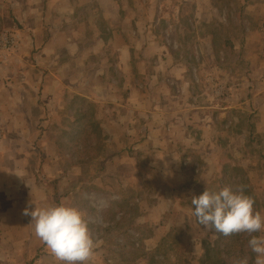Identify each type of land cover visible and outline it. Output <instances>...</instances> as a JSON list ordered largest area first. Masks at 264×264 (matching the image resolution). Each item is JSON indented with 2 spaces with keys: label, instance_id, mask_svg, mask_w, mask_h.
Masks as SVG:
<instances>
[{
  "label": "rangeland",
  "instance_id": "obj_1",
  "mask_svg": "<svg viewBox=\"0 0 264 264\" xmlns=\"http://www.w3.org/2000/svg\"><path fill=\"white\" fill-rule=\"evenodd\" d=\"M44 1L0 0V37L12 32L18 45L0 63V91L15 79V91L31 92L23 90L25 79L36 101L29 121L16 113L5 119L8 140L27 133L34 142L32 149L0 143L17 165L15 185L28 181L32 198L46 207L81 210L96 241L88 264H233L238 252L229 242L238 239L232 247L245 250L247 237L205 230L191 199L243 185L264 215V102L247 103L262 88L249 64L264 52L260 39L246 35L264 22L248 14V0H125L142 18L132 26L146 27L145 39L162 49L148 54L150 75L166 79H151L131 104L114 65L118 54L92 49L108 28L94 5ZM123 14L115 26L122 28ZM34 26L38 46L53 30L62 33L40 56L27 35ZM29 151L39 169H23Z\"/></svg>",
  "mask_w": 264,
  "mask_h": 264
},
{
  "label": "crops",
  "instance_id": "obj_2",
  "mask_svg": "<svg viewBox=\"0 0 264 264\" xmlns=\"http://www.w3.org/2000/svg\"><path fill=\"white\" fill-rule=\"evenodd\" d=\"M56 0H48L47 3H54ZM66 4L71 6H77L79 3L93 4L94 13L103 18V20L108 24V28L106 29L107 34L104 38L101 39L99 46H93L92 49L99 52L106 53H117L118 56L115 60V67L123 70L121 82L122 90L129 98L127 102L131 104H135L140 102L144 97V93L146 90L144 89V84L151 81V79L156 82H164L166 79L159 80V77H154L149 72V61L148 54L153 53L156 54L160 52V47L158 43H156L151 38L145 39V35L148 32L147 28L144 29L136 28L132 26L134 21H141L142 18L135 16L134 14H130L129 2L127 3L125 0H122V7L124 8L121 11L119 5L115 0H64ZM112 1L111 3H109ZM129 1V0H128ZM62 4V0H59ZM37 3H45L44 0H37ZM248 14H254L257 17V20H262L264 22V10H262L259 14L257 13L259 6H262L264 9V0H248ZM99 6V8H97ZM96 7V8H95ZM77 8V7H76ZM86 10V5L84 6ZM100 9V10H99ZM67 12H70L68 8H65ZM85 10H82L77 17L84 13ZM52 9L51 13L55 14ZM122 15V28L115 26L117 21L121 19ZM256 12V14H255ZM79 18H75L74 20H78ZM33 20V21H32ZM85 20V18H84ZM27 21H35V18H32V15H29V20ZM78 24V23H77ZM79 26V24H78ZM76 26L73 24V27L79 28L78 32L83 30L81 26ZM34 30L28 31V38L30 40V48L31 50L35 48V51L38 52V56L42 55V53L47 50V46L55 42V37L58 34V41L62 36V33H59V29L53 30L49 33L48 38L42 42L41 45H37L38 42H35L33 37L38 34L36 31L37 27H33ZM94 32H97V36L99 37L100 32L97 29H93ZM247 37L250 39H260L259 42L261 44L262 52H264V24L258 25L254 30L247 29L246 30ZM24 46V45H23ZM27 46V45H26ZM23 47V52L25 48ZM36 52V53H37ZM138 56V57H137ZM264 56V55H263ZM131 64L132 59H137ZM264 58V57H263ZM106 60V58H105ZM254 60V59H253ZM5 63V62H4ZM3 64V63H2ZM4 65L0 68V73L5 75ZM250 70L252 79H255V76L259 78L261 81L260 86H262L259 92H255L253 95L256 96L247 101L248 105H255L256 107L260 105L259 102H264V99H261L264 95V59L262 61L256 60L251 61L249 64L248 72ZM140 76L143 81L139 83H135L133 81L136 78V75ZM8 75V74H7ZM24 91L30 90L32 92V88H28L25 86L27 81L22 79ZM17 80H10L8 83V89H4L0 91V143H5V141L12 142L14 145L21 144L22 147H29L32 149L34 142L33 140L27 136H24L22 139L17 140H8L7 136L4 135V131H10L6 128L8 124V120H5L9 116H12L14 113L20 114L25 117L26 121H29L30 112L32 108L35 109L36 101L34 92H19L15 91V85ZM141 83V84H140ZM25 88L27 90H25ZM9 90V91H8ZM7 91V93H5ZM251 95V96H253ZM132 98V100H130ZM158 100V94L157 98ZM38 105L39 99L37 102ZM139 106V105H138ZM150 108L153 104H149ZM41 107V105H40ZM42 108V116H46L45 107ZM39 110H41L39 108ZM260 110V108H259ZM264 114V108L261 111ZM153 115V111H151ZM41 117V114L40 116ZM261 117H264L261 115ZM13 121L12 119H10ZM5 121V122H4ZM29 126H36V123L29 122ZM154 131H158V127H150ZM185 129V128H184ZM12 130V128H11ZM3 135V137H2ZM31 151V150H30ZM28 152L24 156L23 159V169L24 167L27 169H31L33 167L40 168V159L34 158L31 152ZM16 168L17 165L13 158L12 162H8L7 157L4 152L0 153V264H56V260L52 257L44 248V244L36 237L34 232V226L31 224V218L29 216L24 215V210L26 208L29 211L34 208H42L46 207L44 203L36 202L33 197V192L35 191L34 186L30 187L28 181L19 182V186L15 185L16 180ZM28 175L30 176L29 172ZM27 177V176H26ZM41 194V192H38ZM31 199V200H30ZM39 199V198H38ZM35 203H32V202ZM15 204H18L17 206Z\"/></svg>",
  "mask_w": 264,
  "mask_h": 264
},
{
  "label": "clouds",
  "instance_id": "obj_3",
  "mask_svg": "<svg viewBox=\"0 0 264 264\" xmlns=\"http://www.w3.org/2000/svg\"><path fill=\"white\" fill-rule=\"evenodd\" d=\"M243 185L235 190L225 186L219 191H203L193 197L192 215L207 231L224 237L243 234L247 247L254 254L253 264H264V215L254 208L255 200L246 195ZM31 218L36 237L44 244L57 264H88L92 259L94 240L84 214L77 207L58 204L24 210ZM233 264H249V259L237 258Z\"/></svg>",
  "mask_w": 264,
  "mask_h": 264
},
{
  "label": "built area",
  "instance_id": "obj_4",
  "mask_svg": "<svg viewBox=\"0 0 264 264\" xmlns=\"http://www.w3.org/2000/svg\"><path fill=\"white\" fill-rule=\"evenodd\" d=\"M17 48L16 37L12 32L0 37V63L5 59L6 54L15 52Z\"/></svg>",
  "mask_w": 264,
  "mask_h": 264
},
{
  "label": "trees",
  "instance_id": "obj_5",
  "mask_svg": "<svg viewBox=\"0 0 264 264\" xmlns=\"http://www.w3.org/2000/svg\"><path fill=\"white\" fill-rule=\"evenodd\" d=\"M236 236L239 237L240 235H237V234H236ZM237 240H238V239H236V241H237ZM236 241H231V242H229L227 248H228V249H232L233 252H236V251L238 252V254H237V256H236V259H237V258H244V257H247V258L249 259V264H253L254 257H253V255H252V253H251V251L249 250L248 247H246L245 250H243L242 247H238L237 245L234 246V247H232V243H234V242H236ZM241 254H243V255H241ZM222 264H225V263L223 262Z\"/></svg>",
  "mask_w": 264,
  "mask_h": 264
}]
</instances>
